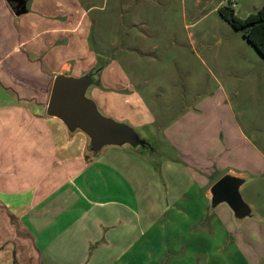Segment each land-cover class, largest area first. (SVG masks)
<instances>
[{
  "label": "rangeland",
  "instance_id": "rangeland-1",
  "mask_svg": "<svg viewBox=\"0 0 264 264\" xmlns=\"http://www.w3.org/2000/svg\"><path fill=\"white\" fill-rule=\"evenodd\" d=\"M40 1L43 6L18 25L27 47L42 50L46 64L0 72L7 83L0 90L11 98L6 116L0 109L4 169L11 173L33 159L36 144L46 161L66 146L77 152L88 142L80 129L64 131L44 114L57 72L52 69L69 62L58 71L90 73L86 96L98 112L132 126L143 139L114 147L137 150L135 158L148 160L159 176L165 159L180 157L188 171L196 170L190 171L195 181L202 177L211 184L229 169L247 179L241 193L255 214L236 221L225 203L212 216L201 214L197 184L181 168L180 185L170 195L176 199V190L185 188L188 204L159 218L146 255L136 243L132 264H167L171 258L172 264H264V57L217 11L232 2L243 18L264 0ZM22 2L16 0L19 11ZM32 166L22 175L34 174ZM153 190L158 200L152 206L170 201L164 185Z\"/></svg>",
  "mask_w": 264,
  "mask_h": 264
},
{
  "label": "crops",
  "instance_id": "crops-1",
  "mask_svg": "<svg viewBox=\"0 0 264 264\" xmlns=\"http://www.w3.org/2000/svg\"><path fill=\"white\" fill-rule=\"evenodd\" d=\"M23 1L20 11L15 12L8 0H0V72L32 66L39 69L37 66L47 62V59L42 61V50L27 47L29 39L24 35V27H19V18L28 11L36 13L33 9L43 5L40 0ZM117 48L123 49L119 45ZM89 54L90 63L94 62L96 55ZM116 62L119 61L116 59ZM69 65L64 62L52 70L63 72L58 70ZM6 86V80L0 77V88ZM9 99L6 92L0 90V109L5 116L11 109ZM44 114L48 120L63 124ZM3 118L4 114H0V121ZM63 126L62 129L67 130ZM0 134H3L1 130ZM112 147L90 157L86 152L87 140H83L76 150L81 153L74 152V145L66 146L60 156L56 152L51 160L43 161L41 146L36 144V151L30 153L33 159L19 162L11 173L7 172L8 164L4 169L6 163H0L3 169L0 174V264H132L136 243L142 244L140 253L146 255V246L151 244L148 243L149 237L152 238L151 227L171 208L180 210L188 204L185 188L176 190V199L172 200L170 195L180 185L181 168L186 173L194 169L190 166L188 171L184 159L173 157L172 162L163 161L159 176L148 160L135 158L137 150L124 152L122 148ZM31 163L34 174L22 175L21 169L26 171ZM46 164L51 166L50 174L44 168ZM61 166L64 171L59 174ZM226 173L243 176L230 169ZM188 174L195 181V173ZM205 180L197 179L194 190L200 197L201 214L212 216L217 206L210 208L209 189L214 182L210 184ZM162 185L170 201L152 206L158 199L151 191H158ZM167 264H172V258Z\"/></svg>",
  "mask_w": 264,
  "mask_h": 264
},
{
  "label": "water",
  "instance_id": "water-1",
  "mask_svg": "<svg viewBox=\"0 0 264 264\" xmlns=\"http://www.w3.org/2000/svg\"><path fill=\"white\" fill-rule=\"evenodd\" d=\"M92 83V75L79 76L56 73L52 80L45 113L62 121L70 131L80 129L88 136L86 152L90 157L97 156L105 147L125 144L136 145L143 141L132 126L101 115L95 102L86 96ZM246 177L226 173L210 187V208L221 203L228 205L236 221L254 216L251 205L244 200L241 187Z\"/></svg>",
  "mask_w": 264,
  "mask_h": 264
},
{
  "label": "trees",
  "instance_id": "trees-1",
  "mask_svg": "<svg viewBox=\"0 0 264 264\" xmlns=\"http://www.w3.org/2000/svg\"><path fill=\"white\" fill-rule=\"evenodd\" d=\"M12 9L17 12L16 0H8ZM231 3L218 7L217 11L232 27L241 30L242 36L264 57V3L255 12L246 17L235 14Z\"/></svg>",
  "mask_w": 264,
  "mask_h": 264
},
{
  "label": "built area",
  "instance_id": "built-area-1",
  "mask_svg": "<svg viewBox=\"0 0 264 264\" xmlns=\"http://www.w3.org/2000/svg\"><path fill=\"white\" fill-rule=\"evenodd\" d=\"M233 4V3H232Z\"/></svg>",
  "mask_w": 264,
  "mask_h": 264
}]
</instances>
